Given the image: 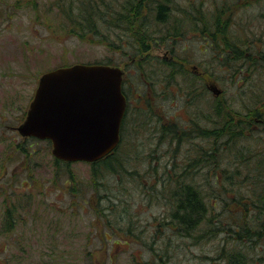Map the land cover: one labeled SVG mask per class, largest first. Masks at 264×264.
Masks as SVG:
<instances>
[{
    "label": "rangeland",
    "instance_id": "374dc122",
    "mask_svg": "<svg viewBox=\"0 0 264 264\" xmlns=\"http://www.w3.org/2000/svg\"><path fill=\"white\" fill-rule=\"evenodd\" d=\"M199 2L200 9L205 10L200 11L202 18H206L203 15L209 10L208 4L214 5L210 11L214 9L217 14L218 10L225 9L224 19L229 22L228 26H233L234 31H237L238 26L243 25V34H246L248 43H251L250 49L256 52L253 58L261 69L254 78L256 89L251 84L249 88L243 89V82L238 85L233 83L228 72L224 70L225 67L217 65L214 66L215 78L207 81L223 90L220 96L226 103L245 113L243 96L246 99L247 94L251 96L264 89V0ZM58 3H61L60 0H0V228L6 211L11 209L9 204L20 209V212H16L18 219L14 229L2 235L7 246L0 251V264H152V237L156 239L155 247L161 251L167 264H214L217 250L223 245L225 236L219 233L215 236L212 232L210 236L201 237L202 240L194 245L192 238L182 239L172 232L168 233L164 226L161 227L168 220L167 208L164 204L143 203L141 192L136 189L135 183L129 184L124 192V198L129 204H115V215L110 217L111 233L105 216L99 217L94 210L95 207H108V204H96L97 199L87 203L88 195L82 200L81 196L74 193L82 188L84 192L90 193V197L93 196L91 165L74 162L70 167L62 166L57 175L59 170L55 168L53 145L44 140L30 142V138L18 132L17 128L26 119L40 78L45 72L62 66L101 62H112L125 68L126 81L132 80L134 83H130L131 87L127 91L132 106H135L138 91L142 90L152 99L153 113L166 122L170 119L186 126L193 117L203 128L213 127V122L209 120L210 102L213 98L220 97L219 95L215 96L209 91L210 102H206L209 97L207 99L202 95L197 98V105H191L184 98H180L179 86L175 84L169 90L162 91L159 97H155V87L150 77L153 75L155 80H161V74L156 70L150 76H143L142 81V76L136 74L133 66L135 62L132 63V53L126 55L119 48L129 41L124 32L118 27L114 29L112 40L118 48L115 50L97 41L102 38L101 35L91 34L86 38L75 36L70 33L67 17L57 8ZM180 3L184 4L185 1L169 0V5L174 10ZM114 6L117 10V3ZM175 14L174 12V16ZM105 30L107 31L106 28ZM159 30L154 31L152 37L144 33L138 36L139 39H145L144 42L150 47L144 58L153 65L165 59L166 44L162 22ZM187 43L193 44L187 52L196 59L194 64L198 65L199 62L200 68L206 69L204 59L207 54L200 52L201 42L191 38ZM181 51L182 48L179 49V54ZM128 65H131L130 69ZM178 66H186L185 69L193 74L190 69L192 63ZM196 79L198 85L199 79ZM178 82L183 87L189 85L185 79L180 78ZM196 93L199 94L200 91H196L195 95ZM134 116L135 113L130 117L131 121ZM135 117L139 120L137 124L134 118V126L137 125L136 135L133 133V124L130 125L127 135L132 133L130 138H134L139 150L141 148V152L146 153L151 148L148 144L152 143L151 129L145 123L148 116L143 110ZM195 131V135L200 138L193 141L211 148V141L198 134L199 126ZM255 131L256 136H253V132L249 133L247 130L248 138L238 145H243L252 152L254 159L250 162L251 174L253 173L255 180H260L263 193L264 160L260 154L264 151V142L258 127ZM188 142L182 145L181 154L187 151V147L192 148V145H185ZM20 146L31 151L30 156L23 153ZM156 148L157 155L161 156V163L171 159V153L175 149L167 143H160ZM70 173L75 181L67 180ZM246 174L243 171V175ZM254 179L243 183V197L251 191L252 180L253 184L257 183ZM104 181L109 188L114 189L116 186L113 178ZM228 211L229 208L225 211L224 205L209 204L212 227L218 222V218L224 216L227 219ZM232 211L239 213L236 208ZM122 215L126 216L125 219H120L119 216ZM205 227L202 225L195 232L197 238ZM166 234L172 235L168 241ZM144 242L148 245H144ZM169 242L172 246L168 245ZM233 244L235 245L234 242ZM262 247L261 244L256 250L247 251L248 256L260 254Z\"/></svg>",
    "mask_w": 264,
    "mask_h": 264
},
{
    "label": "trees",
    "instance_id": "16d2710c",
    "mask_svg": "<svg viewBox=\"0 0 264 264\" xmlns=\"http://www.w3.org/2000/svg\"><path fill=\"white\" fill-rule=\"evenodd\" d=\"M60 2L57 8L67 17L70 33L75 36L86 38L91 34L101 35L102 38L97 41L115 50L118 48L112 40L114 29L118 27L126 34L129 41L119 48L125 51L126 55H129V52L132 53L130 54L131 60L136 59L133 66L136 68V74L142 76V81L143 76H150L156 70L161 74V80H155L153 75L150 77L155 87V97H159L162 91H167L176 84L179 86L180 98L182 100L184 98L188 104L197 105V98L202 95L207 99L209 97L206 102H210L207 80L203 82L199 79L197 85L196 77L187 68L185 69L186 66H178L165 60L153 65L144 58L150 47L144 42L145 39H139L138 36L144 33L152 37L154 31H160V24L167 13L160 0H60ZM115 3H117V10ZM225 12V9H220L218 14L214 10L206 14L214 18L216 25H228V21H223ZM206 14L203 16L206 17ZM229 51H237L235 54V60H238L237 65L226 64L229 63ZM254 55L251 53L248 56L253 58ZM242 60L243 49L231 47L222 63L216 65L231 69V65L240 66ZM101 63L118 66L112 62ZM130 66H127L128 69L131 68ZM240 73L241 71L232 75L230 71L229 79L237 85L243 82V89L249 88L250 84L252 88H257L254 82L255 76L243 79ZM180 78L188 81V87H183L178 82ZM130 83L134 84L133 81ZM196 91L200 93L195 95ZM138 92L134 107L128 98L127 110L121 125V140L117 148L100 160L88 163L91 165L93 196L90 197V193L84 192L82 188H78L74 193L81 196L82 200H85L88 195L87 203L97 199L96 204H108V207L102 209L95 207L94 210L99 217L105 216L108 230L111 231L110 217L115 215V204H129L124 198V192L129 184L135 183L136 189L141 192L143 203L164 204L167 208L168 220L161 227L164 226L168 233L172 232L173 235L182 239L192 238L194 245L202 240L201 237L210 236L212 232L215 236L217 233L225 236L223 245L217 250L214 264H264V187L262 193L260 180L252 177L250 163L254 159L252 152L249 148L238 145L243 139L248 138L247 130L256 136L255 128L259 127L257 121H264V89L261 93L256 91L251 96L247 94L246 99L243 96L245 113L235 110L226 103V100L221 98L222 95L213 98L212 103L210 102L209 120L213 122L211 128H203L201 123L193 117L188 120L186 126L170 119L166 122L153 113L152 99L148 97L150 95L142 90ZM143 110L148 116L145 123L151 129L150 138L152 140L151 145L148 144L151 148L146 153L141 152V148L139 150L134 138H130L132 133L130 136L127 135L130 125L134 126L135 120H137L135 123L139 122L135 116L138 117ZM132 113L133 115L135 113L133 121L130 119L133 116ZM198 126V134L209 142L211 141V148L193 141L200 138L199 135H195L196 131L194 132ZM135 127L137 125L134 126L133 131L136 135ZM33 140L37 139L31 138L30 142ZM45 141L52 145L51 141ZM187 141L190 143L185 145L189 147L192 145V148L187 147V151L181 154L182 145ZM160 143L175 147L174 153H171L172 158L165 160L164 163L160 162L161 156L157 155L156 147ZM20 147L23 153L30 156L31 151L23 146ZM260 155L264 160V154ZM71 165V162L55 159V168L59 170L56 172L57 175L62 170V166L70 167ZM243 171L247 174L243 175ZM108 178L115 179V190L106 185L104 180ZM251 178L257 183L253 184L252 180L251 191L243 197V183ZM67 180L75 181L72 173L69 174ZM209 204L224 205L225 211L229 208L228 218L224 216L218 218V222L212 227L211 219H209ZM8 206L11 209L6 211L0 228V251L7 246V241L2 235L14 229L18 219L16 212H20L15 205L9 204ZM233 208H236L239 213H234ZM124 211L126 212L125 208ZM119 217L125 219L126 216ZM202 225L206 227L197 238L195 232ZM171 237V234L165 236L167 241ZM151 239L153 243L150 246L153 252L151 255L154 257L152 264H167L161 251L155 247L156 239L154 237ZM261 244L263 251L260 254L248 256L247 251H254ZM144 245L148 244L144 242ZM168 245H171V242Z\"/></svg>",
    "mask_w": 264,
    "mask_h": 264
},
{
    "label": "water",
    "instance_id": "95a60500",
    "mask_svg": "<svg viewBox=\"0 0 264 264\" xmlns=\"http://www.w3.org/2000/svg\"><path fill=\"white\" fill-rule=\"evenodd\" d=\"M123 74L120 67L105 64H76L44 73L17 130L25 137L51 140L53 155L60 160H100L120 142L127 106ZM211 89L221 93L214 85Z\"/></svg>",
    "mask_w": 264,
    "mask_h": 264
},
{
    "label": "flooded vegetation",
    "instance_id": "af4514ba",
    "mask_svg": "<svg viewBox=\"0 0 264 264\" xmlns=\"http://www.w3.org/2000/svg\"><path fill=\"white\" fill-rule=\"evenodd\" d=\"M185 3L178 4L176 10L169 5V0H164L162 5L166 8V14L162 19V23L164 25L165 35L163 36L164 43L166 44L165 49V61H168L172 64L178 65H191V70L193 71V75L202 80L210 81L215 78L216 72L214 71V66L217 63H222L224 56L228 53L229 48L235 47L243 49V60L240 61V66L237 65L236 52L237 51H229L230 55L228 56L229 63L226 64H234L231 65V69L224 68L228 72V77H231L230 71H232V75L235 73L242 74L243 79H247L253 76H258L261 72V69L258 67V63L254 61L255 58H251L248 55L253 53L256 54L255 50H251V43H248V39L246 38V34H243V25H239L237 31H234L233 26L224 25H216L214 18L211 15L206 14L207 18L200 17L201 9L203 11L204 8L200 9L199 0H184ZM200 4V5H199ZM204 5V4H203ZM202 5V6H203ZM209 10L206 13L210 12V9L214 7V5H210ZM214 10V9H213ZM174 12L176 13L174 16ZM223 20L224 16H223ZM191 34V37L189 36ZM191 38L194 40H198L201 45L200 52L207 54L205 57V64L207 65L206 69H201L198 65L194 64L195 60L189 51L190 45L187 42H190L188 39ZM182 48L181 53L179 54V49ZM135 62V59L132 60V63ZM124 70V76L122 81L123 92L126 96L128 102L127 91L128 88L131 87L130 81H126L125 74L126 70ZM227 75V74H224ZM210 79V80H208ZM208 84V90L212 92L215 96L216 93L211 89L212 84ZM216 86V85H215ZM223 93H221L219 96ZM259 125L258 129L262 132L261 140L264 141V121H257ZM33 138V137H26ZM264 154V152H262Z\"/></svg>",
    "mask_w": 264,
    "mask_h": 264
}]
</instances>
